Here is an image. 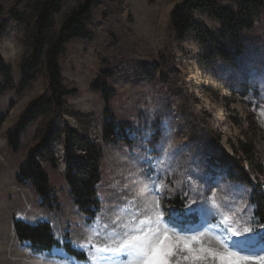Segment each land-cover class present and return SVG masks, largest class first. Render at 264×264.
Returning <instances> with one entry per match:
<instances>
[{
	"label": "rangeland",
	"instance_id": "rangeland-1",
	"mask_svg": "<svg viewBox=\"0 0 264 264\" xmlns=\"http://www.w3.org/2000/svg\"><path fill=\"white\" fill-rule=\"evenodd\" d=\"M38 1L43 0H0L3 9L17 10L26 17L21 23L7 16L9 25L0 38V56L11 65L14 77V87L1 96L0 105V264L84 262L62 247L34 252L29 243L17 237L15 220L38 223L44 218L61 245L70 240L72 247L107 246V241L91 235L88 225L92 222L70 195L64 158L69 127L103 148L99 185L102 208L96 224L101 232L106 228L115 231L132 212L143 211L153 200L150 189L157 177H164L160 192L172 198L167 203L161 200L160 207L180 215L196 206L182 205L181 191L187 193L183 199L190 201L206 187L189 180V176L210 177L220 184L212 196L215 204L221 205L220 222L231 224L235 220L233 226L250 227L252 231L245 235L255 243L249 251H264V227L255 222L252 213L244 214L245 206L223 207L228 197L221 189L240 185L247 189L246 199L252 204V188L230 173V164L220 160L224 151L243 159L254 182L264 181V172L252 169L241 149L242 143L255 147L253 157L264 165V15L251 30L242 33L245 47L241 54L229 60H206V51L192 35L181 39L174 30L172 13L183 0H97L87 23L95 37L71 41L59 58L63 82L76 93L66 97L62 108L51 106L33 123L23 134L20 150L14 152L8 146L7 131L30 102L51 95L45 64L37 79L20 90L22 62L33 51ZM60 1L62 10L54 14V32L85 0ZM217 1L222 7L236 9L233 0ZM195 15L213 31L222 30V23L208 13ZM104 90H111L109 99L104 97ZM113 118L132 125L130 143L103 140L104 124ZM49 125L62 131V140L54 147L60 159L57 168L43 162L61 209L44 204L32 184L21 185L16 180L19 166ZM229 216L232 219H225ZM189 219L200 223L197 215ZM204 243L206 247H220L211 236ZM87 255L90 257L91 252ZM179 264L190 262L181 260Z\"/></svg>",
	"mask_w": 264,
	"mask_h": 264
},
{
	"label": "trees",
	"instance_id": "trees-1",
	"mask_svg": "<svg viewBox=\"0 0 264 264\" xmlns=\"http://www.w3.org/2000/svg\"><path fill=\"white\" fill-rule=\"evenodd\" d=\"M236 9L222 7L217 0H183L172 13V22L176 34L184 39L192 35L198 45L206 51V60L218 57L229 60L232 55L242 53L245 44L242 33L251 30L258 19L264 15V0H233ZM97 0H85L63 22L57 32L54 14L62 10L60 0H43L36 3L35 34L33 36V51L25 57L21 66L20 90L28 88L39 76L42 65L45 64L50 75L51 95H43L34 99L20 120L7 131L9 148L17 152L22 146L24 132L35 123L51 106L62 108L66 97L76 93L63 82L59 58L66 52L67 45L75 39L92 40L95 35L87 23L92 17L93 7ZM208 13L212 18L222 23L220 32L213 31L205 22L198 19L195 13ZM25 23L26 17L17 10H5L0 7V38L5 33L9 20ZM0 105L1 96L14 87L13 69L0 56ZM102 89V86H98ZM111 90H104L106 99L110 98ZM134 131L129 122H119L108 119L103 128V140L117 144L119 141L130 143ZM62 140V131L49 125L40 140L29 150L26 159L19 166L16 180L19 184H32L42 197L43 203L52 209H61V201L56 196L50 176L43 162L52 168H57L60 159L54 147ZM81 149V152H79ZM241 149L248 156L252 169L264 172L261 160L253 157L255 147L242 143ZM103 148L97 141H91L77 130L68 128L65 138V178L69 185L70 195L75 205L92 222L102 208L99 185L102 181ZM220 160L231 165L230 172L240 181L251 186L250 201L255 205V215L264 220V181L255 183L251 173L246 169L243 159H237L223 152ZM193 224L196 221H192ZM197 224V223H196ZM14 229L21 242L31 245L34 252H49L55 247L64 248L69 254L80 260L85 255L74 251L70 243H61L56 239L51 223H30L15 220Z\"/></svg>",
	"mask_w": 264,
	"mask_h": 264
},
{
	"label": "snow or ice",
	"instance_id": "snow-or-ice-1",
	"mask_svg": "<svg viewBox=\"0 0 264 264\" xmlns=\"http://www.w3.org/2000/svg\"><path fill=\"white\" fill-rule=\"evenodd\" d=\"M163 179V176L157 177L150 189L153 200L145 204L143 211L132 212L127 222L115 226V231L106 228L101 232L100 228L96 227L99 216L88 225L91 235L107 241L108 244L101 247L73 244L74 251L85 255L83 264H179L181 260L190 264H264V251H249L255 243L252 237L245 235L252 231L250 227L233 226L236 224L235 220L231 224L220 222L221 205L215 204L212 199L214 189L219 188L220 184L213 183L210 177L190 175L189 180L206 187L196 192L190 201L183 199L187 193L181 191L182 205L196 206L189 207L188 211L180 215L167 207H160L161 200L167 203L172 199L164 196L159 190ZM188 188L192 189L191 183ZM221 191L228 197L223 204L225 209H240L245 206L244 214L252 213L255 222L264 227V220L255 215V205L249 204L246 199V188L236 185ZM193 215L199 216V224H193L189 219ZM41 220L47 222L44 218ZM209 236L215 239L219 248L205 246V238ZM234 237L243 239H233ZM67 243L72 242L69 240ZM112 244L115 246H111ZM89 252L90 257L87 255ZM68 259L75 261V257Z\"/></svg>",
	"mask_w": 264,
	"mask_h": 264
}]
</instances>
